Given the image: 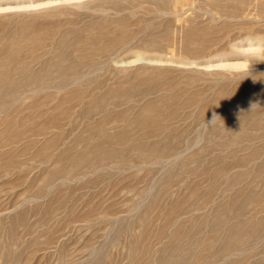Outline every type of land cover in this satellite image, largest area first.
<instances>
[{
	"label": "rangeland",
	"instance_id": "rangeland-1",
	"mask_svg": "<svg viewBox=\"0 0 264 264\" xmlns=\"http://www.w3.org/2000/svg\"><path fill=\"white\" fill-rule=\"evenodd\" d=\"M0 114V264H264V0H0Z\"/></svg>",
	"mask_w": 264,
	"mask_h": 264
},
{
	"label": "bare ground",
	"instance_id": "bare-ground-1",
	"mask_svg": "<svg viewBox=\"0 0 264 264\" xmlns=\"http://www.w3.org/2000/svg\"><path fill=\"white\" fill-rule=\"evenodd\" d=\"M3 110H5V108L3 109ZM2 112V111H1ZM1 115V114H0ZM9 116H11L10 114H9ZM11 117H13V116H11ZM6 118V117H5ZM1 119V118H0ZM7 119V118H6ZM6 119H4L3 120V118H2V120L4 121L3 123L1 122V124H0V136L1 135H3V136H6V135H8V133L11 131V129L13 128L12 126H14V125H17V123H15V121H9L8 119L6 120ZM10 119V118H9ZM18 127V126H17ZM60 128V127H59ZM15 129H17L16 127H15ZM30 138H33L32 136L30 137ZM11 139H6V140H4V141H0V147H2L3 149L4 148H10L11 147V144H13V142H15L16 141V139L15 140H12V141H10ZM32 140V139H31ZM30 141V140H29ZM28 142V141H27ZM27 142H24V143H27ZM34 142V141H33ZM19 144V143H18ZM30 144V143H29ZM28 144V145H29ZM30 145H32V144H30ZM15 146V145H14ZM13 146V147H14ZM20 146V145H19ZM13 147H12V149H13ZM16 147V146H15ZM17 148V147H16ZM7 150V149H6ZM9 150V149H8ZM258 161V160H257ZM237 163H239V162H237ZM252 162H249L248 163V165H250ZM254 163V162H253ZM257 163V162H256ZM240 165H243V164H240ZM246 166V165H245ZM240 167H242V166H240ZM247 167V166H246ZM235 244V243H234Z\"/></svg>",
	"mask_w": 264,
	"mask_h": 264
}]
</instances>
